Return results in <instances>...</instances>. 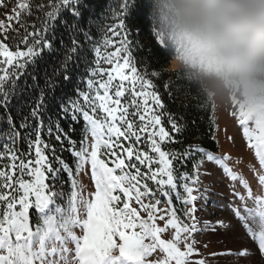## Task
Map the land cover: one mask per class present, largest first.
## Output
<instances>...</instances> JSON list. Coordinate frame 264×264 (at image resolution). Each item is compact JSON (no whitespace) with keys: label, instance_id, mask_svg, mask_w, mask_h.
Returning a JSON list of instances; mask_svg holds the SVG:
<instances>
[{"label":"snow or ice","instance_id":"obj_1","mask_svg":"<svg viewBox=\"0 0 264 264\" xmlns=\"http://www.w3.org/2000/svg\"><path fill=\"white\" fill-rule=\"evenodd\" d=\"M129 7L0 0V264H264V113H232L255 163L204 145Z\"/></svg>","mask_w":264,"mask_h":264},{"label":"clouds","instance_id":"obj_2","mask_svg":"<svg viewBox=\"0 0 264 264\" xmlns=\"http://www.w3.org/2000/svg\"><path fill=\"white\" fill-rule=\"evenodd\" d=\"M170 68L214 111L264 113V0H147Z\"/></svg>","mask_w":264,"mask_h":264},{"label":"trees","instance_id":"obj_3","mask_svg":"<svg viewBox=\"0 0 264 264\" xmlns=\"http://www.w3.org/2000/svg\"><path fill=\"white\" fill-rule=\"evenodd\" d=\"M119 2H123V0H119ZM128 2L130 7L126 16L125 28L129 38L133 41L134 56L147 65L146 69L141 67V71L146 70L149 73L148 78L155 80L158 90L162 93V99L177 114L178 122L186 121L189 129L203 134L204 145L218 152L219 144L215 137L216 119L214 110L205 106L196 96L195 90L186 86L185 81L177 73L165 70L169 65L168 56L151 33L149 22L145 20L147 9L144 0H128ZM108 3L114 6L117 0H108ZM2 12L3 10H0V15H2ZM141 23L142 27L139 26ZM152 71L160 72V77L158 79L151 77ZM165 82L169 84L168 91L165 90ZM169 91L173 94L172 101H169ZM181 116L184 121H180ZM193 119L196 121L195 127L191 124ZM191 142L200 141L189 140V143Z\"/></svg>","mask_w":264,"mask_h":264},{"label":"rangeland","instance_id":"obj_4","mask_svg":"<svg viewBox=\"0 0 264 264\" xmlns=\"http://www.w3.org/2000/svg\"><path fill=\"white\" fill-rule=\"evenodd\" d=\"M167 68H170V65H168ZM233 112L235 111H214L217 122L216 134L219 144V153L228 154L233 158L242 156L245 164L248 162L255 163L252 153L246 148L245 142L242 140L237 127V119L235 118V120L232 121L233 119L230 114ZM229 136L234 137L235 144L228 139ZM237 170L239 171V168ZM81 176H83V182L88 184L89 188H91L90 172L88 176H84L83 173H81ZM81 176L76 177L78 181L81 179ZM212 199H216V197H212ZM214 246L219 249L218 247H220V244L214 241Z\"/></svg>","mask_w":264,"mask_h":264},{"label":"bare ground","instance_id":"obj_5","mask_svg":"<svg viewBox=\"0 0 264 264\" xmlns=\"http://www.w3.org/2000/svg\"><path fill=\"white\" fill-rule=\"evenodd\" d=\"M218 248H220V247H218Z\"/></svg>","mask_w":264,"mask_h":264}]
</instances>
